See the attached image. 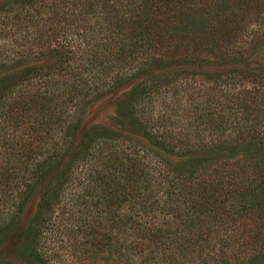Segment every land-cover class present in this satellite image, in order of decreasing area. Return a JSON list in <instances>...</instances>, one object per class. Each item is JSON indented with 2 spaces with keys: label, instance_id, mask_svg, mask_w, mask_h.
Segmentation results:
<instances>
[{
  "label": "trees",
  "instance_id": "16d2710c",
  "mask_svg": "<svg viewBox=\"0 0 264 264\" xmlns=\"http://www.w3.org/2000/svg\"><path fill=\"white\" fill-rule=\"evenodd\" d=\"M0 264H264V0H0Z\"/></svg>",
  "mask_w": 264,
  "mask_h": 264
},
{
  "label": "rangeland",
  "instance_id": "374dc122",
  "mask_svg": "<svg viewBox=\"0 0 264 264\" xmlns=\"http://www.w3.org/2000/svg\"><path fill=\"white\" fill-rule=\"evenodd\" d=\"M114 99L115 98L113 95H106L90 103L85 110L83 119L84 125L99 123L105 124L107 126H112L110 123V118L113 115ZM34 205L35 201L30 200L22 215L21 223H24L32 214Z\"/></svg>",
  "mask_w": 264,
  "mask_h": 264
}]
</instances>
